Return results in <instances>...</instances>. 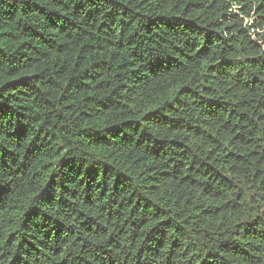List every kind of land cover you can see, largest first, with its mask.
I'll return each mask as SVG.
<instances>
[{"label":"trees","instance_id":"obj_1","mask_svg":"<svg viewBox=\"0 0 264 264\" xmlns=\"http://www.w3.org/2000/svg\"><path fill=\"white\" fill-rule=\"evenodd\" d=\"M0 264H264V0H0Z\"/></svg>","mask_w":264,"mask_h":264}]
</instances>
